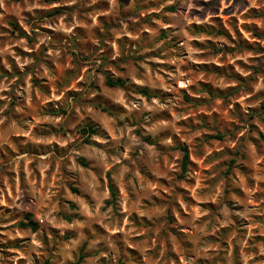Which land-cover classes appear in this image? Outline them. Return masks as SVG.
I'll use <instances>...</instances> for the list:
<instances>
[{
	"label": "clouds",
	"instance_id": "clouds-1",
	"mask_svg": "<svg viewBox=\"0 0 264 264\" xmlns=\"http://www.w3.org/2000/svg\"><path fill=\"white\" fill-rule=\"evenodd\" d=\"M0 264H264V0H0Z\"/></svg>",
	"mask_w": 264,
	"mask_h": 264
},
{
	"label": "rangeland",
	"instance_id": "rangeland-1",
	"mask_svg": "<svg viewBox=\"0 0 264 264\" xmlns=\"http://www.w3.org/2000/svg\"><path fill=\"white\" fill-rule=\"evenodd\" d=\"M200 6L206 8V7H209L210 5H206V4L201 3ZM194 11H195V10H194ZM225 13H227V9H225ZM217 24L219 25V19L217 20ZM192 27L196 28V27H198V26H197V25H193ZM223 31H224V30L221 28V32H222V33H223ZM193 43L195 44L196 42L193 41ZM242 43H247V42H242ZM248 46L250 47V45H248ZM198 66H199V67H206L205 65H198ZM180 91L183 92L184 89H180ZM186 99H187V97H186Z\"/></svg>",
	"mask_w": 264,
	"mask_h": 264
},
{
	"label": "trees",
	"instance_id": "trees-1",
	"mask_svg": "<svg viewBox=\"0 0 264 264\" xmlns=\"http://www.w3.org/2000/svg\"><path fill=\"white\" fill-rule=\"evenodd\" d=\"M85 131H87V129H86ZM93 131H94V130H93Z\"/></svg>",
	"mask_w": 264,
	"mask_h": 264
}]
</instances>
